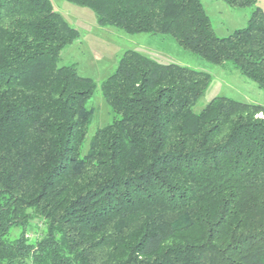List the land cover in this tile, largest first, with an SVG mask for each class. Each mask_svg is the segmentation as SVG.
I'll list each match as a JSON object with an SVG mask.
<instances>
[{
	"label": "trees",
	"instance_id": "trees-1",
	"mask_svg": "<svg viewBox=\"0 0 264 264\" xmlns=\"http://www.w3.org/2000/svg\"><path fill=\"white\" fill-rule=\"evenodd\" d=\"M66 1L264 90L256 0H223L251 8L226 36L201 0ZM78 36L51 0H0V264H264V105L217 96L194 112L208 72L128 49L100 83L112 120L86 140L97 84L59 65Z\"/></svg>",
	"mask_w": 264,
	"mask_h": 264
},
{
	"label": "rangeland",
	"instance_id": "rangeland-1",
	"mask_svg": "<svg viewBox=\"0 0 264 264\" xmlns=\"http://www.w3.org/2000/svg\"><path fill=\"white\" fill-rule=\"evenodd\" d=\"M53 8L67 22L75 27L79 36L61 53L59 65L76 64L79 74L94 79L97 86L87 101L94 114L87 130V138L98 127L112 120L110 108L105 103L100 83L115 68L124 51L131 49L162 63L174 62L195 69L206 71L210 80L203 95L192 106L199 112L214 97L226 96L237 101L253 102L264 105V90L257 83L242 75L231 63L214 64L182 48L168 35L136 33L127 34L117 28L102 27L95 21V15L87 7H82L66 0H51ZM210 17L216 35L226 36L234 29L243 27L251 8H239L228 5L223 0H201ZM264 13V0H256ZM43 230L39 221L31 223L28 229L30 240L38 238ZM18 233L13 229V236Z\"/></svg>",
	"mask_w": 264,
	"mask_h": 264
}]
</instances>
